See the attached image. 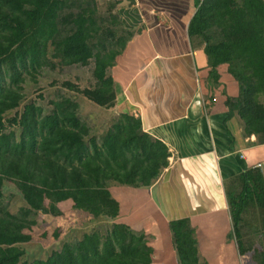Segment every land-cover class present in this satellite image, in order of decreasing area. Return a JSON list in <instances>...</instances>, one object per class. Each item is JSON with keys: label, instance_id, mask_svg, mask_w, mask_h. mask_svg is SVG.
Returning a JSON list of instances; mask_svg holds the SVG:
<instances>
[{"label": "trees", "instance_id": "16d2710c", "mask_svg": "<svg viewBox=\"0 0 264 264\" xmlns=\"http://www.w3.org/2000/svg\"><path fill=\"white\" fill-rule=\"evenodd\" d=\"M188 36L201 44L209 90L219 85L217 68L227 65L238 85V96L225 100L228 115L236 113L245 134L264 144V0L198 1ZM49 44L60 65H91L92 87L64 81L62 88L104 111L116 105L109 75L115 55L106 51L95 0H0V264H151L153 249L146 234L118 223L101 224L73 237L45 259L21 261V244L33 238L34 216L48 212L36 192L88 207L98 190L116 216L108 182L146 188L170 157L168 148L143 132L140 120L128 113L111 115L98 131L81 117L71 97L47 101L48 110L25 103L24 76L35 81L49 65ZM9 113L13 116L6 120ZM5 123L17 124L19 136L6 131ZM6 183L15 185L27 206L17 214L9 211L12 195L2 193ZM24 186L35 193H27ZM226 195L232 235L241 233L243 212L252 206L259 209L264 227L260 170L248 169L232 179ZM187 226L184 222L170 226L178 263L205 264ZM261 243L260 249L257 242L238 239L241 256L252 249V264H264V235Z\"/></svg>", "mask_w": 264, "mask_h": 264}, {"label": "crops", "instance_id": "0c3cea01", "mask_svg": "<svg viewBox=\"0 0 264 264\" xmlns=\"http://www.w3.org/2000/svg\"><path fill=\"white\" fill-rule=\"evenodd\" d=\"M198 1L95 0L106 51L115 55L109 69L115 109L138 118L170 157L146 188L108 182L116 216L98 190L88 207L47 192L56 200L49 209L43 200L44 207L57 213L59 232L73 229L81 237L101 224H124L150 239L151 264H179L170 226L182 222L205 264L239 255L238 239L257 240L262 248L257 207L243 212V229L232 235L226 187L248 169L260 170L264 179V144L245 134L236 113L228 115L225 100L238 96V85L227 65L217 68L219 85L208 88L206 57L188 36Z\"/></svg>", "mask_w": 264, "mask_h": 264}, {"label": "rangeland", "instance_id": "374dc122", "mask_svg": "<svg viewBox=\"0 0 264 264\" xmlns=\"http://www.w3.org/2000/svg\"><path fill=\"white\" fill-rule=\"evenodd\" d=\"M54 52V47L50 44L48 46V63L46 67H44L35 77V81L30 80V76L25 75L24 78H27V82L24 86V93L26 94L27 102H35L38 105H42L45 110L49 109L47 105V101L49 100H57L59 96H67L75 99L79 105V112L81 117L89 122L91 125L93 123V127L97 128L98 131L103 129L105 121L111 117V115L120 114L115 108L110 111H104L99 109L96 105L88 102L81 95L72 94L69 91H66L61 87V83L64 81H70L80 88L84 87H92L94 85V79L91 73V65L86 67L81 66H62L60 65L59 58H53L52 54ZM52 65L51 69L49 66ZM39 95L43 97V99H39ZM23 104L20 106L19 110H21ZM13 113L7 114L5 119L12 117ZM5 130H13L15 132L16 137L19 136V126L17 124L9 125V123H5ZM24 190L27 193L34 194L32 187L24 186ZM3 195H12V199L9 205V211L12 214H17L21 208L27 207L24 200L22 199L20 192L17 190L15 185L6 183L2 190ZM38 197L40 195L41 198L46 202L47 207H54L53 203L55 202V198L45 193H35ZM62 212H59L61 215ZM57 213L54 211H49L47 213H37L34 218L36 219V226L33 230V238L30 242L21 244V247L24 249V255L21 258V261L26 262H34L35 260L45 259L52 252L57 251L61 248L62 244L66 241L71 240L73 237L80 236L79 232L75 230L69 231H58L56 228L57 222L56 217ZM62 218L63 214H62ZM59 229H61L59 227ZM91 230V229H90ZM89 230V231H90ZM55 233L58 234V237L55 238ZM256 242H258L256 240ZM262 242V239L261 241ZM251 256L242 257L241 254H234L233 257H229L228 261L224 262V264H252ZM226 260L225 257L222 259ZM251 261L250 263H247Z\"/></svg>", "mask_w": 264, "mask_h": 264}, {"label": "built area", "instance_id": "2783aa9c", "mask_svg": "<svg viewBox=\"0 0 264 264\" xmlns=\"http://www.w3.org/2000/svg\"><path fill=\"white\" fill-rule=\"evenodd\" d=\"M215 101V99L213 100V102Z\"/></svg>", "mask_w": 264, "mask_h": 264}]
</instances>
